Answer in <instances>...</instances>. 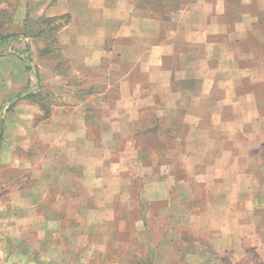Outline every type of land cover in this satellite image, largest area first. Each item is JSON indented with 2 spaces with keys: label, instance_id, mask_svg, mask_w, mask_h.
Segmentation results:
<instances>
[{
  "label": "crops",
  "instance_id": "obj_1",
  "mask_svg": "<svg viewBox=\"0 0 264 264\" xmlns=\"http://www.w3.org/2000/svg\"><path fill=\"white\" fill-rule=\"evenodd\" d=\"M35 3L41 18L67 16L57 38L70 67L85 79L100 73L101 78L117 82L124 105L118 101L104 102L108 104L105 105L101 97L107 90L94 91L89 104L51 107L50 116L38 121L39 105L31 100L29 92L22 93L25 66L18 55H1L0 69L8 61L19 67L20 74L17 70L0 71V110L13 103V109H25L28 114L15 115V123L10 119L1 124L0 169L31 146L36 150L41 144L53 152L51 157L61 155L65 163H54V170H0V264H209L185 247V240L210 233L202 226L213 221L216 213L190 209L184 219L175 214L176 209L193 202V198L181 199L177 195L182 188L189 194L190 187L178 188L179 179L164 177L167 172L160 170L156 181L143 185L139 198L143 208L127 210L122 204L134 205L135 184L127 181L120 170L106 169L105 162L99 167L102 170H91L90 161L100 158L97 145L103 141L102 132L108 123L116 121H104V106L109 114L127 108L122 112L127 124L143 128L149 123L140 116L141 112L165 111L167 114L155 118L154 128L173 129L172 141L190 143L193 151L185 155L188 158L228 157L232 161L239 148L245 151L250 142L246 126L251 125L254 113L259 114L262 92L258 91L264 78H249V67L240 64L250 56L247 51L242 56H236V52L249 42L258 45L262 39L264 22L259 16L264 15V0ZM220 64H227L228 70L222 71ZM17 93L19 99L15 97ZM24 120L30 124V134L23 130ZM180 127L188 130L187 137L181 140L176 131ZM88 128L96 131V137H88ZM63 129L69 133L56 137ZM130 133L111 130L106 140L111 149L105 158L116 153L118 142H132ZM57 140L65 141L66 146H54ZM205 141L213 142L214 152L199 151L197 146ZM36 152L39 158L40 151ZM143 171L151 175V170ZM204 172L208 170L195 173L207 176ZM233 175L230 171L228 176V170H211L213 181L207 186L213 188L204 207L237 205L236 193H232L236 192L235 184L230 183ZM120 208L124 214H120ZM241 217L235 211L225 213L223 220L244 224L246 220ZM162 220L167 221V226L157 229ZM227 233L230 236L231 231L221 235L223 242L228 239L223 236ZM220 246L229 252L231 260L242 254V246Z\"/></svg>",
  "mask_w": 264,
  "mask_h": 264
},
{
  "label": "rangeland",
  "instance_id": "obj_2",
  "mask_svg": "<svg viewBox=\"0 0 264 264\" xmlns=\"http://www.w3.org/2000/svg\"><path fill=\"white\" fill-rule=\"evenodd\" d=\"M35 2L36 0H0V57L1 55H18L26 63L21 61L24 66H30L29 71L25 70V89L22 93L29 92V94H33L30 97L31 100L35 101L40 107L37 120L43 121V119L45 120V118L49 117L51 107L52 109L59 106L74 107L81 102L89 104L92 99L91 92L93 93L94 91L105 92L107 90V94L101 97L103 103L111 104L118 101V103L120 102L121 105H124L121 102L123 98L122 96L120 97L117 82H110L109 79L101 78L100 73L85 79L80 72L70 67L69 59L64 54L63 45L57 38V32L67 23L68 18L65 17L64 19L56 20L54 23H48L43 17H40ZM259 18L264 22V15L259 16ZM57 24H62V27L55 30L54 26ZM260 34H262V39L258 45H252L249 42L248 45L241 49L242 52L235 51L236 56H242L243 51H247L250 58L245 64L240 65L249 67L247 71L251 75L247 76L249 78L252 77V79L256 77L264 78V29ZM262 40L263 42L261 43ZM224 50L222 49V51ZM1 67L3 69H0V71L9 70L15 72L17 70L20 74L19 67L11 62L6 61ZM219 68L222 71H227L228 65L220 64ZM258 92H262L259 114L255 116L254 113V120L249 123L251 125L249 127L248 125L246 126L250 142L247 141L245 151L239 148V155L237 154L236 159L232 161L228 157L218 159H215V157L206 159L200 156L186 157V154H190L193 151V146L190 143L186 142L184 144L180 143V141H176L177 143L172 141L173 129L172 132L168 129L166 130L165 127L154 129L157 121L155 118L160 114H167L165 111L138 113V116L140 114L149 123L146 128H143L132 127L127 124V119L123 117L122 113L127 112V108L125 111L116 110L109 114L108 107L104 106V115L100 112H95V114H102L104 121L112 118H115L116 121L113 124L108 123V127L104 129L105 132H102L101 138H103V141L97 145L100 158H93L90 161L89 168H92L91 170H102L99 167L101 163L105 162L106 169L120 170L127 181H132L135 184L133 187V195H135L136 199L134 205H128L127 202L122 204V207L127 210L143 208V205L139 202L143 185L145 182L156 181L160 170L167 172L163 175L164 177L172 176L178 178L179 181L177 182L179 183L177 184H180L178 188L190 187L191 191L187 194L182 188L177 192V195L181 199L193 198V202L188 205L189 207L183 206L180 209H176L177 213L175 214H181L184 219L187 210L190 209L199 211L210 209L211 212L216 213L213 221L209 220L210 222L208 221L202 226V228H209L207 231L210 230V233L206 234L210 237L199 233L194 235L195 238L185 240V247L190 250L193 249L204 263L264 264V134L262 133L264 132V85ZM15 97H20V93H17ZM14 106L12 103L5 106V108H1L0 126L5 121L9 122L10 119L15 123V115L25 117V114H28L25 109H13ZM206 114L208 116L209 113L206 112ZM23 125V130L30 134L29 122L24 120ZM3 129L0 127V136L3 134ZM111 130L121 132L123 135L129 134V130H131L128 138L132 142H118L114 148L116 153L109 158H105L108 149H111V144L106 141L111 134ZM65 131L63 129V132H57L56 137L63 138L62 136L69 133ZM176 131L178 136L181 137L180 140L187 137L188 130L185 131L184 127H180ZM86 133L89 138L96 137V131L93 128L86 129ZM12 136L13 134L10 133L9 137ZM202 139L204 137L200 140ZM69 145L71 147V144ZM54 146L64 148L66 144L63 140H57ZM45 147L42 144L37 145L36 150L40 151V157L37 158L35 146H31L29 151L27 149V152L24 151L20 154V158L9 160L10 163L6 165V168L0 170H54V163H65L61 155L54 154V157H51L50 154H53V152ZM197 147H200L199 151L205 153L207 150L214 152L215 146L213 142L208 143L205 141L204 144H200ZM145 149L147 150L144 151ZM194 149L196 148L194 147ZM202 153L200 154L202 155ZM240 153H244V156H241ZM227 163L229 164L228 168L226 166ZM230 168L232 169L230 170ZM143 170H151V175H144ZM200 170H208L207 173L204 172L207 176L195 173L200 172ZM211 170L214 173L218 170H228V176L230 171L231 175L234 174L230 183L233 186L235 184L236 188V192H232L236 193L237 205L235 207L234 205L229 207L220 205L214 208L212 204L204 207L213 188L211 185L207 186L213 181L210 176ZM88 177L89 183L92 182L90 180L91 176L88 175ZM197 181H200V183H196ZM200 184L202 186L205 185V189ZM128 191H126L127 195ZM232 200H234V196ZM233 207L234 209H231ZM119 210L120 214L125 213L122 208ZM135 211L132 213H136ZM235 211H238L246 220L244 224L224 222L223 216H225V213H234ZM149 214L153 216V211H150ZM159 225L157 229H164L167 226V221L162 220ZM184 229L185 227L183 226ZM229 230L231 234L230 236L229 233L223 235L228 237L223 242L221 235L225 231L230 232ZM216 231L221 232V235L219 236ZM202 236H205V238H202ZM220 245L231 246L233 249H239L242 246V254H236V257L232 256L231 260L229 252H225Z\"/></svg>",
  "mask_w": 264,
  "mask_h": 264
},
{
  "label": "trees",
  "instance_id": "obj_3",
  "mask_svg": "<svg viewBox=\"0 0 264 264\" xmlns=\"http://www.w3.org/2000/svg\"><path fill=\"white\" fill-rule=\"evenodd\" d=\"M67 18V16H62V17H60V18H49V19H45V21L46 22H48V23H54L56 20H58V19H64V18ZM55 27V30H57V29H59L60 27H62V24H57V25H55L54 26ZM14 37V36H13ZM23 63H25L24 62V60H22L19 56H17ZM26 64V63H25ZM29 69H30V66L29 65H25V70L27 71H29ZM31 95H33V94H30L29 96H31ZM155 130H157V128H154Z\"/></svg>",
  "mask_w": 264,
  "mask_h": 264
}]
</instances>
